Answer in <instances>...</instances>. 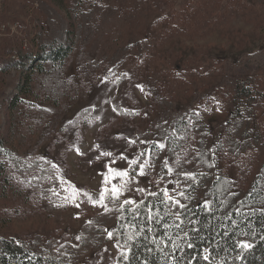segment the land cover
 I'll return each instance as SVG.
<instances>
[{
	"label": "rangeland",
	"instance_id": "rangeland-1",
	"mask_svg": "<svg viewBox=\"0 0 264 264\" xmlns=\"http://www.w3.org/2000/svg\"><path fill=\"white\" fill-rule=\"evenodd\" d=\"M41 30L60 41L71 32L74 49L61 67L33 72L12 109L30 70L0 72V147L11 155L0 171L1 237L77 246L111 210L113 186L121 205L165 190L177 200L181 181L204 172L198 142L230 136L235 84L250 82L263 98L251 130L260 144L243 157L224 149L215 170L248 191L264 161V0H0V60L19 58L10 44L35 55ZM136 41L140 58L126 49ZM165 116H186L188 138L171 135ZM120 253L107 243L78 264H117Z\"/></svg>",
	"mask_w": 264,
	"mask_h": 264
},
{
	"label": "trees",
	"instance_id": "trees-1",
	"mask_svg": "<svg viewBox=\"0 0 264 264\" xmlns=\"http://www.w3.org/2000/svg\"><path fill=\"white\" fill-rule=\"evenodd\" d=\"M53 27L51 33L56 31ZM44 34V30L38 33L35 55L10 44L8 51L16 52L19 58L17 61L0 60V72L15 67L30 70L23 77L26 89L17 87L18 95L10 100L11 109L21 103V96L31 93L28 86L33 72L41 75L47 67H61L73 52L71 32H65L64 41ZM126 49L136 50L139 58L142 55L138 41L128 42ZM147 87L157 102L164 104L158 95L159 85L149 83ZM260 96L250 82L235 84L233 111L227 123L236 128L217 145L208 133L200 139L197 150L201 151L199 157L204 172L181 181L177 200L158 192L135 205H121L117 197L112 196L111 210L101 217V222L94 219L85 227L77 246L38 239L27 244L0 236V264H78L90 251L111 242L121 250L117 264H264V161L247 192L236 191L232 181L215 172L216 156L224 149L235 157H243L259 146L261 134L258 128L256 132L251 130L258 115L255 104L263 99ZM113 109L119 116L126 112L117 105ZM168 123L176 139L188 138L190 124L186 116L178 121L168 118ZM163 138L167 137L163 135ZM10 156L0 147V171L6 170L3 159ZM0 189L4 194V188ZM114 222L109 237L107 227ZM242 243L249 247L242 248Z\"/></svg>",
	"mask_w": 264,
	"mask_h": 264
},
{
	"label": "snow or ice",
	"instance_id": "snow-or-ice-1",
	"mask_svg": "<svg viewBox=\"0 0 264 264\" xmlns=\"http://www.w3.org/2000/svg\"><path fill=\"white\" fill-rule=\"evenodd\" d=\"M158 147H160L161 149H163L165 146L163 144H159ZM103 155L110 156L112 154L111 153H103ZM132 163L135 164L136 161H132ZM53 167H55V165H53ZM140 168H141V173L140 174L143 175L144 165H141ZM110 171H114V170H110ZM117 175H119V176H127V173H117ZM138 190L139 191H143V189H138ZM118 194H119L118 189L115 186H113L112 195L114 197H116V196H118ZM85 195H87V193H85ZM152 195H156V193H152ZM164 195L166 197H168L169 199H171V197L168 196L167 190L164 191ZM104 198H105L104 197V194L101 193L100 200L99 201H93V203H103ZM89 199L91 200L92 198L89 197ZM125 203L126 204H128V203H134V201L127 200V201H125ZM108 235H109V237H111V235H112L111 232H109ZM77 239H79V237H77ZM241 247L242 248H246V247H249V245H247L246 243H242L241 244ZM205 259H207V257H205Z\"/></svg>",
	"mask_w": 264,
	"mask_h": 264
}]
</instances>
